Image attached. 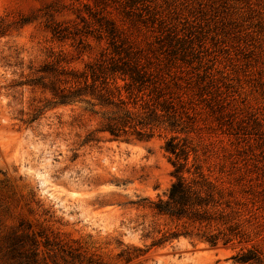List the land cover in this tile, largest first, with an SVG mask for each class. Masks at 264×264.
<instances>
[{"label": "rangeland", "instance_id": "1", "mask_svg": "<svg viewBox=\"0 0 264 264\" xmlns=\"http://www.w3.org/2000/svg\"><path fill=\"white\" fill-rule=\"evenodd\" d=\"M87 7L165 78L182 125L111 140L92 106L23 84L105 51L106 38L52 36L85 33ZM173 136L237 203L249 241L211 248L151 207L175 180ZM248 248L264 257V0H0V264H250L231 258Z\"/></svg>", "mask_w": 264, "mask_h": 264}, {"label": "trees", "instance_id": "2", "mask_svg": "<svg viewBox=\"0 0 264 264\" xmlns=\"http://www.w3.org/2000/svg\"><path fill=\"white\" fill-rule=\"evenodd\" d=\"M88 13L94 21L87 22L85 33L62 24L49 28L53 38L73 39L79 45H83L84 37L106 38L108 47L100 57L83 69L45 62L35 71L39 76L23 84L49 90L55 105L86 103L92 106L91 111L101 115L98 131L108 134L111 140L149 141L161 127L176 129L182 125L184 116L176 110L172 97H167L165 78L156 68L152 69L141 50L128 43L114 22L104 23L91 8ZM118 80L124 84L119 85ZM176 139L170 137L165 145L166 152L175 157L172 161L175 180L165 197L159 196L151 202V207L172 219H187L196 231L188 229L183 234L211 248L249 241L239 221L241 213L237 203L216 179L204 172L196 158L190 161L188 145ZM231 258L241 263L264 264L260 251L253 248L241 249Z\"/></svg>", "mask_w": 264, "mask_h": 264}]
</instances>
